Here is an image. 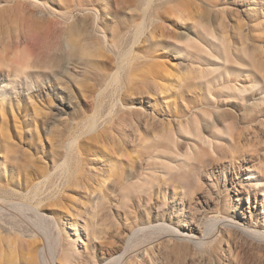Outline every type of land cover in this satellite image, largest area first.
Wrapping results in <instances>:
<instances>
[{
    "label": "rangeland",
    "instance_id": "obj_1",
    "mask_svg": "<svg viewBox=\"0 0 264 264\" xmlns=\"http://www.w3.org/2000/svg\"><path fill=\"white\" fill-rule=\"evenodd\" d=\"M35 1L46 10L0 0V264H30L33 246L49 254L66 243L75 252L60 264H106L148 221L205 243L151 235L128 250L129 264H264V241L223 221L264 230L252 174L264 179V0ZM55 12L71 17L78 52L63 49ZM17 36L36 40L24 52L38 66H14L25 54ZM117 70L119 87L109 86ZM228 80L253 88L231 98ZM97 101L99 128L85 133ZM197 133L223 152L189 158ZM73 138L83 160L65 151ZM66 156L86 185L44 179Z\"/></svg>",
    "mask_w": 264,
    "mask_h": 264
},
{
    "label": "bare ground",
    "instance_id": "obj_2",
    "mask_svg": "<svg viewBox=\"0 0 264 264\" xmlns=\"http://www.w3.org/2000/svg\"><path fill=\"white\" fill-rule=\"evenodd\" d=\"M12 1L13 2L15 1V3L19 2V1H24V2H28V3H32L33 5H35L38 8H43L45 10L47 8L46 4H40L38 1H35V0H32V1L31 0H12ZM55 14L58 15L56 12H55ZM58 16L62 20V22L60 20L59 22H57V24L60 25L63 28V32H62V36H61L63 49L74 54V53L78 52V50H80V46H79V44L76 41L73 40V33L74 32H73V27L71 26V17H69L67 19L68 20L67 21L66 19H62V16H60V15H58ZM32 22L33 21H29L28 23H32ZM141 29L142 28L140 26V31H142ZM18 36L13 41L14 44H15V47L19 48V51H17V52H20V53L24 54L25 53L24 51H26L28 49H32V46H30L29 43L36 41L33 37L29 36L27 38L21 39ZM202 51L205 52V54L207 56L209 55L210 57H215L212 54L211 50L208 49V48H204V49H202ZM132 56H133V49H130V50L126 51L125 53H123V55L121 57V60H119V61H121L120 62L121 66H119L118 68L122 69L126 64H128L131 61ZM22 62H23L22 66L14 64V66L18 67L19 71H21V72L26 71V69H29L30 67H36V66H38L41 63L37 59L36 60H31V55L27 54V53L24 54ZM10 65H13V63L10 62ZM117 71H116V73L114 75H112L111 79L109 78L110 79L108 81L109 82L108 83L109 86H117V87H119V83L121 82V71L120 70L118 72ZM228 83H229V85L225 89L228 91V95L231 98H241L242 99L244 97V95L253 88L252 85H251V87H250V85L246 86L244 84L238 85V81L237 80H228ZM99 103L97 101L96 110H95L94 114L91 116V118L89 119V121L87 122V124L84 127L85 133H95L97 131V129L99 128V124H98V122H99L98 107L100 106ZM196 137H197V139H199L198 147L193 149V150H191L190 153L187 154V156L189 158H191L192 156H195L196 154H201V155H204V156H212V157H214L215 155H218L216 153H219L221 151L223 152L222 144L219 141L211 139V138H207L206 139L205 137H200L198 133L196 134ZM80 139H81V136H80ZM79 140L77 138H73L72 140H69L65 144L64 148H65V151H66L68 156L69 155L72 156L73 154H75V156L78 157V159L80 158L81 160H83V154L81 152H79V145H80ZM94 158H95V161H98L96 156ZM75 161H76V159H75ZM54 165H55L54 171L51 172V174H46L44 176L45 180H49L50 178H52V176H55V175L59 174V177H64L65 178V180H66L65 182L67 184H69V182L72 179H74L73 186H76V188H80V187H82V185H86L85 184L86 183V179H84L83 176H80V175L76 174L74 177H71V175H70L71 168H70V164H69V160H68L67 156L65 157V159L60 164H54ZM168 169L169 170H173L174 168L169 166ZM71 172H73V171L71 170ZM252 174L254 175V178H255V181H256V187L264 190V179L262 178V176H260V174L258 172H254ZM72 175H74V174H72ZM102 175H104V174H102ZM101 184L102 185H106V179L103 180L101 182ZM86 188H88V186ZM38 190H39V187H36L35 191H33L34 194L36 195L35 197H37L39 195L38 194ZM8 193H9V191H8ZM34 194H32V195L34 196ZM55 196L52 195L49 198L54 200V198L56 199V197H57V196L56 197ZM63 199H64V197H62L60 199V203H58L57 200H56L57 202L56 201H54V202L58 203L62 207V210L64 212V209H63L64 207L62 206L63 203L61 202V201H63ZM2 201H0V202H2ZM11 203H9V205H11ZM14 204H16V203H14ZM58 204H56V205L59 206ZM30 206L24 205V204H18V207L17 206L16 207L18 208L17 210H19L18 212H21V211L24 212L23 210H25L27 208H30ZM13 208H14V206H13ZM1 209H3V208H1V206H0V211H1ZM33 209H34V207L32 208V210ZM34 213H35V216L37 217V219L39 218V221L40 220H44L43 217H42V216H44V213L42 214V212L38 211V209L37 210L34 209ZM18 214H20V213H18ZM223 221H224V226L228 225V226H230L232 228H236L239 231L246 233L249 236H252L254 239L256 238V240L259 239L260 241L261 240L264 241V230L263 229L261 230V229H258L256 227H249L247 225H239L236 222H233L232 220H223ZM53 222H54L55 228L58 231L61 230V225L62 224H61L60 220L53 218ZM41 228L43 230H45L44 226H41ZM9 230L7 232L10 235H15L16 233H20L18 230H15V229L11 230L9 228ZM151 235H160L162 237H166L173 243L191 242V243H193L194 245H197V246H201V245H203L205 243L204 239L198 238V236L196 234L190 233V231H183V230H179L177 228H172L170 225H167L164 222H156V221L155 222H151V221H148L146 226L138 227L136 230L132 231V233L129 234V236L126 239L127 245H125V248H123L122 252H120L115 257H112L111 259H109L106 264H129V262H128L129 251L128 250L130 248L139 247L140 245H145V243L148 244V242L150 240L149 237L150 238L153 237ZM12 240H10L11 243H12ZM137 240H139V241L137 242V245H136V241ZM11 243H9L10 245L9 244L8 245L13 247L14 243L13 244H11ZM46 248H49V247H46ZM51 249L52 250L49 252V254H47L45 252L44 248L39 246V247H37L35 249V247L33 246V250H32L33 254L30 255V258H31L30 264H60L59 261H64V262L69 261L73 257V253L75 252L74 251V247H73V243H66L65 246H63V245H62V247H56L55 246L54 248L52 247ZM149 249L152 250L153 248H149ZM148 253L149 252H146L147 255H148Z\"/></svg>",
    "mask_w": 264,
    "mask_h": 264
}]
</instances>
